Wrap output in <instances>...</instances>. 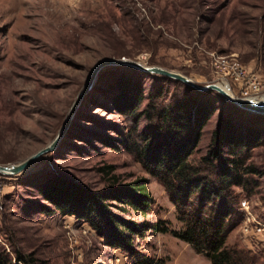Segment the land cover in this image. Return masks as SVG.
Wrapping results in <instances>:
<instances>
[{"label":"rangeland","instance_id":"rangeland-1","mask_svg":"<svg viewBox=\"0 0 264 264\" xmlns=\"http://www.w3.org/2000/svg\"><path fill=\"white\" fill-rule=\"evenodd\" d=\"M123 58L203 86H229L238 98L239 86L220 64L237 63L264 84V0H0V166L17 165L50 145L93 69ZM122 68L100 72L55 151L19 175L0 174V251L14 264H21L18 255L22 264H138L106 245L88 224L57 211L43 193L51 182L99 191L146 179L151 213L114 211L139 223L165 221L171 231L183 230L165 188L118 143L133 124L114 104L117 78L133 75L134 69ZM161 77L142 78L147 99L141 110L150 92L162 88L168 103L180 90L175 80ZM208 98L216 112L192 155L194 163L212 147L223 114L237 127L264 132V115L227 103L217 92ZM145 124L143 119L139 129ZM250 162L259 171L252 177L256 186L235 189L243 219L226 247L250 251L264 262V240L254 231L264 224V139ZM136 243L152 264H211L171 233L148 232Z\"/></svg>","mask_w":264,"mask_h":264},{"label":"trees","instance_id":"trees-1","mask_svg":"<svg viewBox=\"0 0 264 264\" xmlns=\"http://www.w3.org/2000/svg\"><path fill=\"white\" fill-rule=\"evenodd\" d=\"M131 73L117 78L115 107L133 123L118 143L165 188L183 230L171 231L165 221L156 225L139 223L114 211L128 214L132 209L149 215L153 199L146 179L113 184L99 191L64 181L51 182L43 192L46 200L63 216L88 224L106 245L136 259L138 264L153 263L138 251L136 243L148 232L171 233L211 264H264L250 251L226 247L228 237L243 219L241 196L235 189L256 186L252 177L259 171L250 160L253 151L262 145L263 130L237 127L232 117L223 114L212 147L199 163H194L192 155L216 112L209 93L172 80L180 90L168 103L164 102L163 89L158 88L149 93L148 104L141 110L147 99L142 78L149 75L136 70ZM143 119L146 124L140 130ZM113 148L120 149L115 145ZM16 261L25 263L20 255ZM0 264H14L6 251H0Z\"/></svg>","mask_w":264,"mask_h":264},{"label":"water","instance_id":"water-1","mask_svg":"<svg viewBox=\"0 0 264 264\" xmlns=\"http://www.w3.org/2000/svg\"><path fill=\"white\" fill-rule=\"evenodd\" d=\"M126 67L131 68L136 71L148 74V75H158L166 78L173 79L175 81H179L185 85H187L190 88H193L199 92L202 93H211V92H217L221 96H223L225 99H227L229 102L235 104L239 108H241L244 111L251 112L258 115H264V102H257L254 100H241L238 99L232 95H230L221 85L218 84H209V85H200L191 78L184 76L180 73L169 71L167 69L161 68V67H151L146 66L142 64L141 62L137 60H128V59H108L104 60L101 63H99L94 69L93 72L88 79L85 88L78 96L77 101L75 102L72 111L70 113L69 119L62 129V131L59 133V135L56 137V139L45 148L39 150L32 156H30L28 159L24 160L23 162L12 165V166H0V174L1 175H19L29 169L32 165H34L36 162H38L43 156L55 151L61 140L64 138L68 126L70 124L71 119L75 115L77 109L79 108L80 104L82 103L85 96L89 93V91L92 89L93 85L97 81V78L100 74V72L105 69L106 67Z\"/></svg>","mask_w":264,"mask_h":264},{"label":"built area","instance_id":"built-area-1","mask_svg":"<svg viewBox=\"0 0 264 264\" xmlns=\"http://www.w3.org/2000/svg\"><path fill=\"white\" fill-rule=\"evenodd\" d=\"M220 69L235 84L239 86L241 100L264 102V84L262 81L237 63L223 61ZM255 233L264 240V224L259 223L254 228Z\"/></svg>","mask_w":264,"mask_h":264},{"label":"bare ground","instance_id":"bare-ground-1","mask_svg":"<svg viewBox=\"0 0 264 264\" xmlns=\"http://www.w3.org/2000/svg\"><path fill=\"white\" fill-rule=\"evenodd\" d=\"M221 86H222V85H221ZM222 87H223V86H222ZM224 89H225V88H224ZM225 90H226L230 95H233L229 86H227Z\"/></svg>","mask_w":264,"mask_h":264}]
</instances>
